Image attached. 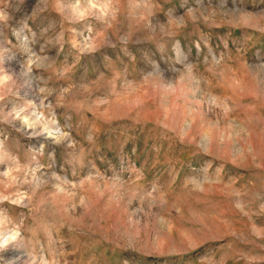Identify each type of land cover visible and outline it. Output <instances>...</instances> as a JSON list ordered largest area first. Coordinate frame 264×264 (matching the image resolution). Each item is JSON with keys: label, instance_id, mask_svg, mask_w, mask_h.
<instances>
[{"label": "rangeland", "instance_id": "1", "mask_svg": "<svg viewBox=\"0 0 264 264\" xmlns=\"http://www.w3.org/2000/svg\"><path fill=\"white\" fill-rule=\"evenodd\" d=\"M0 264H264V0H0Z\"/></svg>", "mask_w": 264, "mask_h": 264}]
</instances>
